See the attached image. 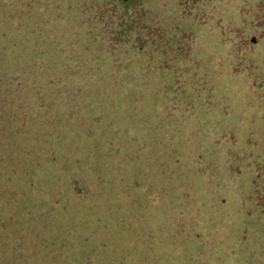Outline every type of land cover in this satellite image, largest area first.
I'll list each match as a JSON object with an SVG mask.
<instances>
[{
  "label": "rangeland",
  "instance_id": "rangeland-1",
  "mask_svg": "<svg viewBox=\"0 0 264 264\" xmlns=\"http://www.w3.org/2000/svg\"><path fill=\"white\" fill-rule=\"evenodd\" d=\"M92 2L0 0V73L44 136L39 208L18 172L12 219L67 243L38 237L34 263L264 264V0H135L142 48L113 47ZM32 61L64 96L53 112L27 91L45 84Z\"/></svg>",
  "mask_w": 264,
  "mask_h": 264
},
{
  "label": "trees",
  "instance_id": "trees-1",
  "mask_svg": "<svg viewBox=\"0 0 264 264\" xmlns=\"http://www.w3.org/2000/svg\"><path fill=\"white\" fill-rule=\"evenodd\" d=\"M15 3L18 4L19 2H14V4ZM91 4H93V18L101 28L103 25V29L108 32V39L113 44V47L130 42L134 47L137 46L142 48L145 41L143 33L147 30L149 31L147 32L149 36L153 34L152 25H147L146 23L140 24L135 11L137 7L135 0H93ZM19 6L25 7L22 3H19ZM140 6L143 7L142 2H140ZM24 7L23 11H20L18 7L12 6L9 11L10 13L7 14L8 16L11 14L15 15V18H13L16 20V25L13 27L15 29L20 28L21 23L23 26L26 25L28 27V24L21 22L24 21L22 18L25 14ZM106 11L109 13L108 16H105L104 12ZM33 15L35 16V14L31 13L30 16ZM6 23L7 20H3V18L0 17V30L2 31L0 33V43L3 39L10 40L9 37H5V33L11 32L9 28L5 27ZM131 29L136 30V32L133 31V35L127 39L126 31ZM12 37L13 36H11V38ZM10 42L13 46L12 49L16 50V42L13 41V39ZM0 49L8 50V48L3 45ZM30 65L35 66L36 61H32L31 64H29L28 74L30 76L34 74L38 79L42 78L45 84L42 86L38 83L30 85L27 91L32 92L33 96L39 99L40 108L45 106L50 112H53V109L50 108L49 105L50 99L54 97L61 99L64 96L54 88L56 84L49 82L53 81V79L45 77V73L35 72ZM4 76L3 73H0V264H35L34 261L37 259V255L34 253L33 241H36L38 237L42 238L41 243L47 252L51 251V247H54L57 249V252L59 250V255L60 251H64L67 243L63 241L64 244L62 245V236H59L60 233L58 234V241H49L46 243V246L44 243L46 239L37 229L35 232L34 229H29V226L26 225L27 222L18 220L17 218L14 220L12 219V213L9 207V203L14 201V188H12V185L17 178L18 172H21L22 177L25 179V192L28 193L35 189V179L32 178H34L33 173L37 166V160L35 163L33 161L35 160L34 156L37 154V151H41L37 143H43L44 136L43 133L35 136L33 132L37 129H35L34 123H32L29 118L23 119V116L17 114V110L21 109L24 114H27L29 108V98L23 94V84L18 79V74H13V78H8V76L5 78ZM13 79H17L18 83H15ZM15 95H20V97L14 99ZM12 98L15 100L13 103L10 102ZM67 99L69 100V98ZM41 114L43 116V112H41ZM34 119V122H38L40 117L37 115ZM48 135L49 136L46 137L52 142L53 136H51V133ZM21 141L23 143H32L25 149L27 146L23 145ZM15 149L18 150L17 153ZM28 162H30V165L25 166ZM40 182L37 180L36 184L40 186ZM8 189L10 191H7ZM33 193L37 197L32 200L31 206L34 209L39 208L37 201L40 191H33ZM6 195H10L11 199ZM24 197L25 196H23V198ZM56 243L58 244L56 245ZM27 244L32 245L29 246L30 248L28 250L25 248ZM61 245L62 248H60ZM26 251L28 252L26 253ZM43 255L44 257L47 256L46 253H43Z\"/></svg>",
  "mask_w": 264,
  "mask_h": 264
}]
</instances>
